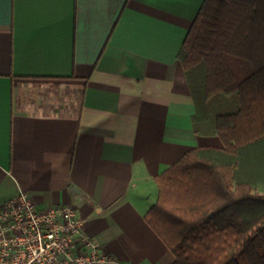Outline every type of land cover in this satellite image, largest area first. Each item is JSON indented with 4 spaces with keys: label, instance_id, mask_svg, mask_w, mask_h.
Instances as JSON below:
<instances>
[{
    "label": "crops",
    "instance_id": "crops-1",
    "mask_svg": "<svg viewBox=\"0 0 264 264\" xmlns=\"http://www.w3.org/2000/svg\"><path fill=\"white\" fill-rule=\"evenodd\" d=\"M205 0H0V211L69 205L128 264H173L146 221L198 147L179 54Z\"/></svg>",
    "mask_w": 264,
    "mask_h": 264
},
{
    "label": "trees",
    "instance_id": "trees-1",
    "mask_svg": "<svg viewBox=\"0 0 264 264\" xmlns=\"http://www.w3.org/2000/svg\"><path fill=\"white\" fill-rule=\"evenodd\" d=\"M179 60L195 132L223 147L195 148L161 174L146 221L173 264H264V0H205Z\"/></svg>",
    "mask_w": 264,
    "mask_h": 264
},
{
    "label": "built area",
    "instance_id": "built-area-1",
    "mask_svg": "<svg viewBox=\"0 0 264 264\" xmlns=\"http://www.w3.org/2000/svg\"><path fill=\"white\" fill-rule=\"evenodd\" d=\"M69 205L39 209L21 191L0 211V264H128L107 252Z\"/></svg>",
    "mask_w": 264,
    "mask_h": 264
},
{
    "label": "rangeland",
    "instance_id": "rangeland-1",
    "mask_svg": "<svg viewBox=\"0 0 264 264\" xmlns=\"http://www.w3.org/2000/svg\"><path fill=\"white\" fill-rule=\"evenodd\" d=\"M226 159H227L226 163H230V162L233 161V159H231L230 157H227ZM243 170H244V169H243ZM241 173H242V172H241ZM252 175H253V174H252ZM240 177H242V179H243L244 181L253 182V180L251 179V174H250V173L248 174L246 171H245L243 174H241ZM255 189H257L256 192H258V193H260V194H264V186H262V185H257V186H255Z\"/></svg>",
    "mask_w": 264,
    "mask_h": 264
}]
</instances>
